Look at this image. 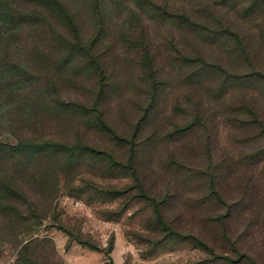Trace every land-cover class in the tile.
<instances>
[{"label":"rangeland","instance_id":"1","mask_svg":"<svg viewBox=\"0 0 264 264\" xmlns=\"http://www.w3.org/2000/svg\"><path fill=\"white\" fill-rule=\"evenodd\" d=\"M70 1L83 36L99 37L109 125L135 143L138 159L135 176L132 168L113 170L86 155L70 178L59 172L53 194L42 190L49 183L41 170L50 163L32 166L33 183L42 187H31L28 197L43 219H33L28 231L49 240L42 261L219 264L196 242L202 240L217 256L237 249L264 264V129L246 115L253 105L264 119V81L254 75L264 71V16L245 12L252 0H99L100 20L94 0H75L80 8ZM196 56L216 68L197 70L200 81L193 82L189 73L198 66L183 63ZM79 79L58 77L53 100L94 101V78ZM3 121L0 141L16 143L14 135L80 141L131 163L128 145L87 125L83 115L40 113L17 130ZM156 206L166 225L187 237L168 234ZM2 224L0 218V264H16L21 247L5 238ZM80 233L102 250L79 243Z\"/></svg>","mask_w":264,"mask_h":264},{"label":"trees","instance_id":"2","mask_svg":"<svg viewBox=\"0 0 264 264\" xmlns=\"http://www.w3.org/2000/svg\"><path fill=\"white\" fill-rule=\"evenodd\" d=\"M98 1L94 0L96 17L103 20ZM74 2L80 8V3L75 0ZM262 2L264 3V0H252L250 8L245 12L254 11L264 16ZM77 16L78 12L74 10V4L70 0H0V123L4 122V119H10L9 128L17 130L19 127L15 126L26 124L33 119L35 121L40 113L46 117H72L73 120L76 115H83L87 125L108 135L113 141L128 145L131 149V163L125 164L112 153L80 141H55L43 137L16 135V143L0 141V218L2 225L8 228L5 238L7 236V240H15L16 247H21L16 264H45L41 253L42 249L49 245V240L33 238V232L28 231L34 226L33 219H43L28 197V190L40 186L33 183L37 178L33 174L32 166L37 161L47 159L51 165L46 172L41 170L43 181L49 183V187L46 186L42 190L48 194H53L50 190L57 189L54 186L59 182V172L65 173L67 179L70 178L80 166L82 157L86 155L102 160L113 170L124 171L132 168L131 171L135 172L136 176L135 163L138 154L135 151V143L119 135L109 125L105 107L101 103L109 90H106L108 86L106 87L104 82L105 69L97 51L99 37L87 40L82 34ZM102 28L99 27L98 30L104 32ZM244 54H248L247 49ZM185 59L183 64L187 62L189 66H198V69H191L192 72L189 73L188 79L193 82L200 81L196 79L197 70L201 69L202 73L209 70V66L216 68L201 56ZM83 75L95 80L92 86L98 90L94 101L79 100L69 104L63 103L61 97L62 102L53 100L59 97L58 77L61 82L68 83ZM254 75L264 81V71H255ZM43 81L47 84L41 87L40 83ZM52 101L55 105H52ZM71 106L74 108L71 109ZM246 109V115H254L253 122L264 129V119L259 118L256 108L251 105ZM188 128L189 126L182 128L179 132H185ZM48 200L53 202V199ZM155 208L159 213V222L167 228L165 230L168 234L187 237L166 225L159 206ZM23 235L29 239H19ZM77 241L93 250H102L94 240L81 233L77 235ZM196 242L223 264H242L244 261L247 264H256L252 256L240 253L237 249L235 253L217 256L214 249L209 248L202 240ZM233 254L237 256L233 258Z\"/></svg>","mask_w":264,"mask_h":264}]
</instances>
